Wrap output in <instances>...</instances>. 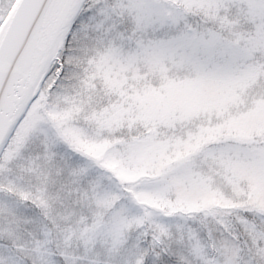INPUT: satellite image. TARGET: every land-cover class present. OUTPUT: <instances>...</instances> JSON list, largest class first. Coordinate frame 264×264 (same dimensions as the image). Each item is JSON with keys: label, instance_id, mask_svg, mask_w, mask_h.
I'll use <instances>...</instances> for the list:
<instances>
[{"label": "snow or ice", "instance_id": "6c2138e0", "mask_svg": "<svg viewBox=\"0 0 264 264\" xmlns=\"http://www.w3.org/2000/svg\"><path fill=\"white\" fill-rule=\"evenodd\" d=\"M0 264H264V0H0Z\"/></svg>", "mask_w": 264, "mask_h": 264}]
</instances>
